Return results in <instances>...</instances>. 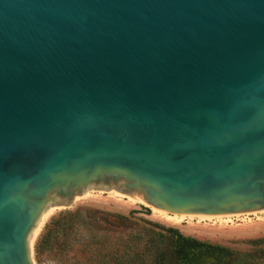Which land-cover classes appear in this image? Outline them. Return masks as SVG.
Returning <instances> with one entry per match:
<instances>
[{
    "label": "water",
    "instance_id": "water-1",
    "mask_svg": "<svg viewBox=\"0 0 264 264\" xmlns=\"http://www.w3.org/2000/svg\"><path fill=\"white\" fill-rule=\"evenodd\" d=\"M89 189L264 213V0H0V264Z\"/></svg>",
    "mask_w": 264,
    "mask_h": 264
},
{
    "label": "rangeland",
    "instance_id": "rangeland-1",
    "mask_svg": "<svg viewBox=\"0 0 264 264\" xmlns=\"http://www.w3.org/2000/svg\"><path fill=\"white\" fill-rule=\"evenodd\" d=\"M52 210L44 217L31 241L34 264H61L66 259L75 263L76 258L82 261V242L92 238L93 233L97 236L104 231L118 234L121 241L135 251L143 249L148 232L165 233L164 228L176 229L183 236L224 246L242 255L250 248L248 241L264 238V213L247 219L233 217L226 222L184 219L181 224H176L128 197L122 198L115 191L104 193L103 190L89 189L70 208ZM56 219H60L59 222L51 227ZM65 227L68 229L66 236ZM134 236L140 237L139 242L132 243ZM130 237H133L131 241L128 240Z\"/></svg>",
    "mask_w": 264,
    "mask_h": 264
},
{
    "label": "trees",
    "instance_id": "trees-1",
    "mask_svg": "<svg viewBox=\"0 0 264 264\" xmlns=\"http://www.w3.org/2000/svg\"><path fill=\"white\" fill-rule=\"evenodd\" d=\"M59 220H53L51 227ZM66 228L65 236L68 231ZM164 231L165 233L148 232V239L140 251H135L134 248L131 250L112 231L95 233L97 236L93 233L92 238L81 244L82 261L76 258V262L71 263L66 259L61 264H264V238L248 241L250 248L242 255L224 246L183 236L176 229L164 228ZM134 238L132 243L136 240L139 242L140 237ZM132 239L133 237L128 238L130 241ZM36 248L38 250L37 245Z\"/></svg>",
    "mask_w": 264,
    "mask_h": 264
},
{
    "label": "bare ground",
    "instance_id": "bare-ground-1",
    "mask_svg": "<svg viewBox=\"0 0 264 264\" xmlns=\"http://www.w3.org/2000/svg\"><path fill=\"white\" fill-rule=\"evenodd\" d=\"M128 198L130 199V200H132L133 202H136V203H139L138 202V200L137 199H135V198H132V197H130V196H128ZM53 208H51V209H49L48 211H47V213L43 216V220H42V223H43V221H44V219L49 215V213L51 212V211H53L52 210ZM155 211V210H154ZM157 213H159L158 211H156ZM45 217V218H44ZM233 218V217H232ZM231 218V219H232ZM167 220L168 221H170L171 223H176V224H178V223H180L182 220H184V219H176V218H167ZM230 220V219H229ZM228 221V220H227ZM226 222V221H225ZM181 224V223H180ZM42 225V224H41ZM40 228V227H39ZM38 231V230H37ZM36 231V232H37Z\"/></svg>",
    "mask_w": 264,
    "mask_h": 264
}]
</instances>
